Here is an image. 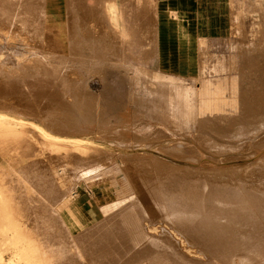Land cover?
I'll list each match as a JSON object with an SVG mask.
<instances>
[{"label": "bare ground", "instance_id": "1", "mask_svg": "<svg viewBox=\"0 0 264 264\" xmlns=\"http://www.w3.org/2000/svg\"><path fill=\"white\" fill-rule=\"evenodd\" d=\"M60 2L64 1L0 0V32L7 38L20 39L24 52L31 53L15 65L0 60V156L8 158L6 163L0 161V264H118L122 256L123 264H226L224 254L239 257L242 252L235 251L240 246L233 234L262 236L264 222L244 213L243 207L236 209V203H230L224 191L214 187L213 181L223 184L230 176L225 175L228 170L213 177L209 171L206 178L211 182L205 185L182 186L177 177L183 173L194 179L196 171L144 154H111L83 143L78 135L94 131L121 141H143L166 136L171 130L190 134L199 116H220L222 111L232 109L240 113L241 102L251 108L241 89L264 93V83L257 86L252 78L261 72L258 76L264 80V62L258 64L259 60L251 59L254 53L264 59V44L257 45L253 41L256 39L242 40L234 45L235 53L214 58L212 64L205 58L204 47L198 46L197 73L193 76L200 81L201 89L195 90L177 74L126 63L121 39L110 45L97 41L90 25L83 24L82 10L81 14L73 9L60 13ZM73 2L85 1L67 0L68 4ZM100 4L110 23L116 25L114 2L103 0ZM133 7L135 12L130 16L138 35L148 42L143 53L147 57L158 46V4L156 0H136ZM173 10L168 9L177 19ZM232 17L230 26L239 24L238 18ZM206 18L202 17L204 24ZM215 24L212 20L210 31L215 30ZM63 25L69 26L62 32ZM241 25L233 32L244 37L255 34L244 33ZM238 55L246 58L239 64ZM58 57L70 58L77 68L59 66L53 62ZM205 65L209 73L232 71L236 76L210 81L204 76ZM108 68H122L121 74L142 93L128 92L119 106L101 103L87 83L91 76H97L106 85ZM244 77L247 81L243 83ZM28 116L35 120H28ZM142 119L148 128L128 129L130 121ZM163 150L191 156L193 149L176 141ZM254 154L250 156L254 161L241 170L248 174L252 170V178L263 177L264 157ZM100 169H104L100 181L118 191L115 196L108 194L106 203L88 206L70 199L72 194L66 195L71 186L64 171ZM121 177L128 180L133 191H124L122 197L118 187ZM249 189L252 203L259 196L264 200V188L259 187L261 193ZM57 201L63 207L60 212L53 209ZM94 207L101 213L99 219L94 218L96 213L93 216ZM95 233L100 235L96 237ZM248 254L261 255L251 264H264L263 252ZM214 256L219 261L214 262Z\"/></svg>", "mask_w": 264, "mask_h": 264}, {"label": "rangeland", "instance_id": "2", "mask_svg": "<svg viewBox=\"0 0 264 264\" xmlns=\"http://www.w3.org/2000/svg\"><path fill=\"white\" fill-rule=\"evenodd\" d=\"M62 1L64 2H60L58 5L60 13L62 12V10L66 13L69 10L73 9L74 11L76 10V12L78 11L79 14H81L79 10H82L81 17L83 19V24L90 25L91 34L94 35V38L97 41L101 43L104 42L107 45H110L112 43H116L117 41L119 42L121 39L122 43L125 46V56L123 55V61H125L126 63H131L135 66H143L145 69H148L150 71L159 68L160 70L166 71V68L162 65H157V67L155 68L154 66L156 65H154V63L151 61L152 56H155L158 53L159 42H157L158 46H156V48L154 49L153 54L148 55L147 57L145 54H143L148 47V42L138 35V33L136 32V25H133V16H130L135 12V8L133 6L136 0H118L120 3H123L124 6V34L123 37L119 36L120 38H117L113 34V31L121 26V15L119 13V8L117 7L115 0L110 1H113L116 6L118 15V23L116 25L111 24L109 18L103 13V7L100 4L103 0H80L85 1L83 4L79 2L68 4L67 0ZM236 3V6H239L240 8L239 11L233 10L232 5H230V33L226 29V32L221 35L218 34V38L216 39H209L208 37L209 34L207 29L210 31L209 27L211 26V21H207L205 24L202 20L201 22L195 21L193 23H189L188 21V23L185 24V29L184 20L186 18L184 20H177L174 19L173 16V18H171L172 20H166L165 28L169 30V43L172 45V47H175L176 53L179 55L180 62H182L176 68H173L171 69V71L166 72L179 75L182 80H184L189 86L194 87L195 90H200V81L195 80V77L193 76L197 73V69L195 66V54L198 46L204 47L206 52L205 58H207L209 63L212 64L211 61H213L214 58L228 57L235 53L234 45L236 43H241L242 40L247 41L250 39H256L253 41L257 42V45L261 46L262 44H264V0H238L236 1ZM98 7L101 8L102 11L101 9H98ZM232 15L238 18L239 24L230 26L231 22L233 21ZM145 17L148 18L147 15ZM152 17L153 16L151 15L149 16L151 20H154ZM239 25L243 27L244 33H246L247 31H251L255 34L248 33V36L245 35L246 37H244L240 34L234 33L233 29L235 27H238ZM67 26L69 25H66V28ZM66 28L63 25L62 32ZM16 30L18 29L14 28V31ZM202 30L205 31L201 32ZM211 31L215 32L216 30ZM0 38V43H2L0 44V50L3 51L2 54H0V60H3L7 64L15 65L17 61L19 62V59L24 58V56L26 58L31 56V53L24 52L22 48V41L20 39L16 37V39L7 38L5 35L3 36L1 32ZM11 44L13 46V49ZM20 49H22V51ZM38 54L40 55V53ZM257 54L258 56H260L259 53H254L251 59L254 62L256 60L257 62L260 61L258 64H261L262 62H264V59L258 57ZM241 56L242 55L237 56L238 64L240 62L242 63L244 59H246ZM69 59L70 58L63 59V57H58L57 59L53 60V62L59 64V66L62 67L68 66L72 69L77 68L76 63L71 62ZM183 61H187V63H183ZM207 67V65H205L204 67V76L210 81H227L233 76H236L235 72L232 71L224 72L221 74L209 73ZM110 71H115V73L118 74L115 75L116 77H112L113 75H111ZM121 72H124L122 68H108L106 71V85H104L97 76H91L92 78H89L87 83L88 88L90 91L99 96V100L101 103L107 102L106 104H109L110 102L117 104L115 106H119V104H121L123 100H125L124 96L128 92L134 91L140 93L142 91L140 87H138V85L131 86L128 82V79H125L124 74L122 75ZM258 75L261 76V72L252 75L253 80L258 84L257 86H259L260 83H264V80L260 79L262 77ZM94 77H97V79H93ZM243 79V83L244 81H247L245 77ZM258 79H260V81ZM244 90H246V88ZM244 90L241 89L243 93L242 96L247 102L251 103V108H249L248 104H242L241 102L242 110H239L240 113H236L235 111H233V109L229 111L224 110L221 112L220 116L216 114L206 116V120H204L205 118H199L200 116L197 115V117L199 116V119L197 118L196 120L197 125L193 126L194 130H192L190 134L171 130L166 133V136L144 139L143 141L135 139L121 141L104 137L102 134L96 133L94 131L90 133L80 134L78 135V137L81 141L85 140L83 143L87 145L98 146L102 149L110 151L111 154L118 153L127 156H138V154H141L139 156H143L142 154H144V156L148 155L150 156V158H157L159 161L168 162L174 166L185 167L187 168V170L191 169L192 171H196L193 176L194 179L182 176L183 173L179 175V177H177L179 178L177 182H179V184L182 186L186 185V183L190 186L197 185L198 187L205 185V183L211 182L206 178L209 176V171L211 176L215 173L220 174L224 173V170H228L227 172H225V175L230 176L225 178L226 180L225 182H223V184H219L213 181L212 184L214 185V187L217 188L220 192L224 191L225 199H227L230 203H236V209L240 210V208L243 207L244 213H250L257 219H262V221L264 222V200L261 201V198H259V196L258 201L256 200V202L252 203V200H250V193L252 191L249 189L253 188V190H257L258 192H260L259 187L264 188V184L259 183L261 180L264 181V176L257 177L261 175H256L254 176V178H252V170L249 171L250 174H248L247 171L244 172L243 170H241L245 169L252 163V161H254L253 158L250 157L253 156V153H255L254 156L257 155L260 159L264 157V93L256 94V90H254V93H248L247 90V92ZM223 95H225V97L228 96L227 93H224ZM236 96L237 93L234 98H236ZM129 105L130 108H132L131 104ZM37 107L44 108L45 105H37ZM27 119L35 120V118H33L32 116H28ZM203 120L204 122L202 123ZM133 121H130L132 123L127 126L129 130L139 127L145 129L149 126L148 123L143 119L140 121ZM63 137L68 139V137L66 136ZM176 141H183L187 144H190L193 149L191 154L194 156V158L192 155L183 156L163 150L164 146L175 144ZM0 161H2L1 163H6L8 162V158L0 156ZM238 169L240 171L238 173H235V171ZM103 170L104 169H100L84 173L82 172V170L70 173L69 171L62 170V172L64 171L63 176L68 180V185L71 186L70 192L68 191L69 193H67L66 195L72 194L70 196V199L77 200L80 203H84L88 206H95L106 203V201L108 200V194H110L111 196H115L118 191L116 192L114 188H110V185L100 181L104 176L102 172ZM180 171L184 172L182 170ZM234 173L237 174V176ZM249 178L251 179V183L249 182ZM121 179V183H119L118 187H120L119 192L122 193L119 196L122 197L124 196V191L125 194H130L133 191L128 180H125L123 177H121ZM230 193H232L233 196H231ZM261 194L264 196V191ZM256 203L258 204L253 205ZM95 207L93 209L95 210L93 216L96 213V216L94 218L99 219V217H101V213L97 208L95 209ZM53 209L57 212H60L63 209L60 201H57V203L53 205ZM244 219H246L245 215ZM82 224L83 226H86V221H83ZM99 235V233H95L96 237H98ZM233 235L236 241V245L240 246V248H236L235 251H241L242 254L239 257L236 254H224V262H226V264H251L255 258H259L261 256L259 253L263 252L264 254V235L260 236L248 233H234ZM228 240H232V237L229 236ZM249 245L251 247H249ZM249 251L259 255H256V257H254V255L248 254ZM121 258H119V261H121H118V264H123L122 262L124 260L122 261ZM213 261H219V257L214 256Z\"/></svg>", "mask_w": 264, "mask_h": 264}, {"label": "crops", "instance_id": "3", "mask_svg": "<svg viewBox=\"0 0 264 264\" xmlns=\"http://www.w3.org/2000/svg\"><path fill=\"white\" fill-rule=\"evenodd\" d=\"M236 1L238 0H156V4H158L157 27L159 50L157 55L152 56L151 59L154 65H156L154 67L156 68L157 65H162L166 68V71H171V69L176 68L180 65V63H182L180 62L179 55L176 53L175 47H172L169 43V30L164 27L165 21L173 18L172 12L168 11V9H174L173 11L176 12L177 20H184L186 18L184 20V25L187 24L188 21L189 23H193L197 19L202 20V17L204 16L207 17L206 21L214 20L216 22L214 25L216 31H209L208 29L207 31L209 39H216L218 38L217 35L223 34L226 32V29L230 33V5H232L233 10H240L239 6H236ZM115 2L121 15V26L115 29L113 34L117 38H120L119 36L123 37L124 34V6L123 3H120L118 0H115ZM122 46H124V44ZM183 63H187V61H183ZM111 75H113L112 77H116L115 75L117 74L115 71H111ZM93 79H97V77H94Z\"/></svg>", "mask_w": 264, "mask_h": 264}]
</instances>
